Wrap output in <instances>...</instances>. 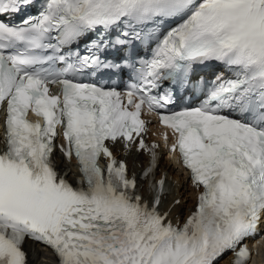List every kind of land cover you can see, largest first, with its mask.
I'll list each match as a JSON object with an SVG mask.
<instances>
[{
	"label": "snow or ice",
	"instance_id": "obj_1",
	"mask_svg": "<svg viewBox=\"0 0 264 264\" xmlns=\"http://www.w3.org/2000/svg\"><path fill=\"white\" fill-rule=\"evenodd\" d=\"M33 3L0 0V264H27L28 240L58 264H215L228 251L247 264L264 214V0H43L19 23L2 18ZM210 61L225 71L201 83ZM129 73L126 91L103 82ZM196 88L198 106L171 110ZM145 108L203 188L182 225L161 211L165 179L142 193L115 155L149 152L142 175L154 173ZM58 126L75 186L54 165Z\"/></svg>",
	"mask_w": 264,
	"mask_h": 264
},
{
	"label": "bare ground",
	"instance_id": "obj_2",
	"mask_svg": "<svg viewBox=\"0 0 264 264\" xmlns=\"http://www.w3.org/2000/svg\"><path fill=\"white\" fill-rule=\"evenodd\" d=\"M129 165L136 169L140 165H143L147 161L146 154L142 152H135L132 150L131 154H124ZM161 172H166L167 174L171 173L175 177H178L179 182H176L175 184L179 183L175 187L176 192H182V201L179 204L180 208L177 209L180 210L182 208H185V206L192 201L194 198L193 191L191 187L189 186V182L185 179L184 172L181 170L179 165L175 162L174 159H171L168 155L163 156L160 159L159 169L157 170V176L161 175ZM169 178V176H167ZM30 258L31 262L33 264H51L50 262V256L45 252V250L39 246L30 244ZM219 264H228L227 258H222L219 261Z\"/></svg>",
	"mask_w": 264,
	"mask_h": 264
}]
</instances>
